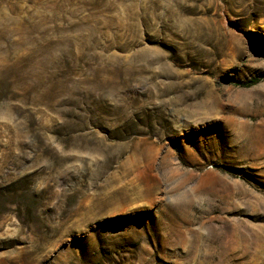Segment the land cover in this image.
I'll use <instances>...</instances> for the list:
<instances>
[{"label":"rangeland","instance_id":"obj_1","mask_svg":"<svg viewBox=\"0 0 264 264\" xmlns=\"http://www.w3.org/2000/svg\"><path fill=\"white\" fill-rule=\"evenodd\" d=\"M0 264H264V0H0Z\"/></svg>","mask_w":264,"mask_h":264},{"label":"trees","instance_id":"obj_2","mask_svg":"<svg viewBox=\"0 0 264 264\" xmlns=\"http://www.w3.org/2000/svg\"><path fill=\"white\" fill-rule=\"evenodd\" d=\"M254 83V82H253Z\"/></svg>","mask_w":264,"mask_h":264}]
</instances>
